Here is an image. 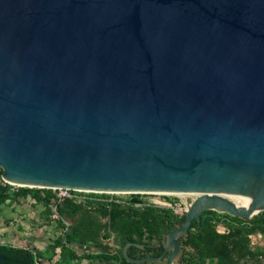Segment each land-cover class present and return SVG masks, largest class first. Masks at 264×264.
<instances>
[{"label": "water", "instance_id": "water-1", "mask_svg": "<svg viewBox=\"0 0 264 264\" xmlns=\"http://www.w3.org/2000/svg\"><path fill=\"white\" fill-rule=\"evenodd\" d=\"M0 167L28 187L188 192L161 255H123L190 264L178 238L203 211L264 210V0H0Z\"/></svg>", "mask_w": 264, "mask_h": 264}, {"label": "trees", "instance_id": "trees-1", "mask_svg": "<svg viewBox=\"0 0 264 264\" xmlns=\"http://www.w3.org/2000/svg\"><path fill=\"white\" fill-rule=\"evenodd\" d=\"M0 173V203L12 195H32L38 200L51 203L53 193L49 188L19 187L12 191L9 186L1 183ZM59 216L75 219L69 226L70 230L64 236L53 240L50 248L57 250L61 259H78L101 257L117 260L120 264H166L165 260H155L146 263H132L123 255L127 243L128 255L132 258L159 256L164 251V238L167 233L183 223L185 217L171 209L161 208L152 204L138 205L126 199L118 201H91L90 205L76 203L66 198L58 203L56 208ZM224 224L226 230L221 232L218 225ZM264 233V210L250 218L232 216L215 210L205 211L200 221H195L187 233L178 240L183 247L180 262L190 264H205L207 259L217 258L221 264H236L239 261L255 257L251 246V235ZM114 235L115 243L119 245L116 253H83L79 255L69 244L96 243L108 250L109 245L103 244V239ZM0 254L4 255L3 264H38V254L25 246H15L0 242Z\"/></svg>", "mask_w": 264, "mask_h": 264}, {"label": "rangeland", "instance_id": "rangeland-1", "mask_svg": "<svg viewBox=\"0 0 264 264\" xmlns=\"http://www.w3.org/2000/svg\"><path fill=\"white\" fill-rule=\"evenodd\" d=\"M3 169H0V173ZM134 193L125 192L121 194V198L127 199ZM141 193H139L140 195ZM182 194V195H181ZM173 193L169 195L177 197L179 200L186 201L190 199L188 193ZM146 196L145 194H143ZM59 201L52 197L51 203L41 201L32 195L18 196L12 195L9 199L0 203V242L1 243H19L25 247L35 248L38 254V263L48 264L50 258L57 259V264H80L78 259H61L57 256L59 250L50 248L53 240L58 236H64L65 231H69L70 222L75 219L59 216L56 208ZM223 213V212H220ZM218 230L223 232L224 225L219 224ZM13 235H20L22 241L16 242L18 239ZM80 243H78L79 245ZM87 253V252H86ZM106 253V252H102ZM94 254V253H93ZM88 258V257H86ZM101 257L91 258L98 259ZM105 259V258H102ZM107 260V259H105ZM110 260V259H108Z\"/></svg>", "mask_w": 264, "mask_h": 264}, {"label": "built area", "instance_id": "built-area-1", "mask_svg": "<svg viewBox=\"0 0 264 264\" xmlns=\"http://www.w3.org/2000/svg\"><path fill=\"white\" fill-rule=\"evenodd\" d=\"M2 169V167H0ZM1 183L5 186H9L10 190L15 191L18 190L19 187H23L18 183H13L6 180L1 175ZM39 188H48V187H39ZM53 193V198L57 201H64L66 198L72 199L76 203H82L86 205H90L91 201H118L125 202L126 199L121 198V194L125 193L123 191H102V190H89V189H78L71 188L65 186H53L49 187ZM132 194V192H129ZM142 195L145 194L144 198L147 200L148 204H152L161 208H167L173 210L177 214H182L188 208V203L183 200L177 199L179 195H169V194H161L155 192H138L134 194ZM184 214V213H183Z\"/></svg>", "mask_w": 264, "mask_h": 264}, {"label": "crops", "instance_id": "crops-1", "mask_svg": "<svg viewBox=\"0 0 264 264\" xmlns=\"http://www.w3.org/2000/svg\"><path fill=\"white\" fill-rule=\"evenodd\" d=\"M75 223V221H71L70 225ZM224 232V231H223ZM14 237H17L18 239H14L16 242L22 241L20 235H13ZM101 241L103 244L109 245L108 250H105L102 246L96 243H83L79 244L77 242H72L69 244V246L74 249L79 255L85 253H94V254H102V252L106 253H116L117 250L119 249V245L115 243L114 235L109 236L106 239H103L101 237ZM11 244V243H10ZM12 245L15 246H23L22 244L19 243H12ZM251 246L252 250L255 253V257H249L246 259H243L239 261L236 264H264V233H254L251 235ZM30 248V247H29ZM33 251L36 252L35 248H30ZM59 250V248H57ZM57 252V251H56ZM87 252V253H86ZM60 257V253L58 255ZM48 261V264H57V259L54 258L53 260L50 258ZM38 264H46L45 263H38ZM80 264H120L117 260L110 259V260H105L102 258L98 259H91V258H83L80 261ZM205 264H221L217 258L215 259H207Z\"/></svg>", "mask_w": 264, "mask_h": 264}, {"label": "bare ground", "instance_id": "bare-ground-1", "mask_svg": "<svg viewBox=\"0 0 264 264\" xmlns=\"http://www.w3.org/2000/svg\"><path fill=\"white\" fill-rule=\"evenodd\" d=\"M120 192V191H118ZM139 192H151V191H139ZM155 193H161V194H173V193H178V194H181V193H188V192H155ZM219 195H222V196H225L231 200H233L234 202H236L238 205H242V206H249L250 205V201H246V200H243V199H240L238 197H235V196H232L230 194H227L225 192H219L218 193ZM182 195V194H181Z\"/></svg>", "mask_w": 264, "mask_h": 264}, {"label": "flooded vegetation", "instance_id": "flooded-vegetation-1", "mask_svg": "<svg viewBox=\"0 0 264 264\" xmlns=\"http://www.w3.org/2000/svg\"><path fill=\"white\" fill-rule=\"evenodd\" d=\"M134 195H137V196H139V197H142V198L144 199V201L146 202V204H148V203H147V200L144 198V196H143L142 194H140V195H139V194H133V195H131L130 197H132V196H134ZM130 197H129V200H130ZM137 204H138V203H137ZM138 205H143V204H138ZM185 211H186V210H185ZM185 211H184V212H185ZM205 211H208V210H205ZM205 211H203V212L201 213V215H202ZM215 211H216V210H215ZM184 212H183V213H184ZM217 212H218V211H217ZM183 213L180 214V215L184 216ZM201 215H200V217H201ZM184 217H185V216H184ZM184 221H185V219H184ZM184 221H183V223H184ZM195 221H198V222H199V221H200V218H199V220L193 219L192 223H194ZM183 223L178 224L177 226L182 225ZM192 223H191V225H192ZM222 225H224V224H222ZM224 227H225V230H226L227 228H226L225 225H224ZM225 230H224V231H225Z\"/></svg>", "mask_w": 264, "mask_h": 264}]
</instances>
